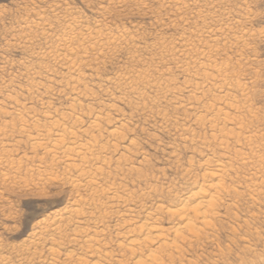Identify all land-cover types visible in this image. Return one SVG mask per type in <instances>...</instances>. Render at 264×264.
<instances>
[{
  "label": "rangeland",
  "instance_id": "1",
  "mask_svg": "<svg viewBox=\"0 0 264 264\" xmlns=\"http://www.w3.org/2000/svg\"><path fill=\"white\" fill-rule=\"evenodd\" d=\"M176 2L178 7L176 6ZM66 13H68V15L71 14L72 17L70 18V15L68 16ZM75 21L78 23H76V27L80 25L81 27L84 26V29L82 28L81 31L79 29L80 27L76 28L77 31L75 32L77 33L74 36L80 33L82 34V32L84 33L85 31L88 32L89 29L91 32L100 31L103 35L102 39L104 37L110 38V46L108 47L110 50L106 51L108 48H104L101 50L102 52H97L93 50L90 44H85L87 52H89L81 56L83 59L82 62H84L82 63L83 65H81L82 71H80L82 73H80L82 75L80 76L84 78L81 77L82 79L80 78V82H83L77 85L79 90L71 91L73 87H76V84H73L70 80L68 82L67 78L69 76L66 75L67 71L64 65H61L60 62L52 61L53 59L49 57V52L56 42V39L61 35V30L65 32L67 30L66 28H68L67 26H70L71 23L75 24ZM50 30L53 32H50ZM108 30L109 32L111 30V32H105ZM209 32L212 33L210 34ZM105 33H107V36ZM115 36L116 40H114ZM198 36H201L200 38L202 40L199 39ZM182 39L186 41H182ZM78 40L80 42L82 41L80 38ZM214 40L216 41L215 43ZM200 41L202 44H199ZM182 42H189L186 43V45L189 44L192 47L189 45L184 47L185 44ZM48 44H52L51 48L50 45L47 47ZM188 46L191 48L194 47L195 49L193 48V50H191ZM170 48H173L172 55L170 54L172 53V50H169ZM183 48H187L191 53L189 51L186 53V49L183 50ZM209 48H212V50ZM47 52L48 55L45 56ZM203 54H207L208 56ZM195 56L196 58H194ZM197 58L198 61L196 60ZM192 59H194L195 62L192 61ZM201 61L204 64H210V62L214 64L217 63L216 65L219 67L222 66L228 70L230 69L231 71L229 70V73L231 72L233 73L232 75H237L236 79L235 76H233L235 79L233 82L241 83L243 88L244 86L246 87V93L248 92L246 94V99L239 97L241 96L240 93H236L235 89L231 88L232 91L230 93H233L232 95H237L236 98L239 97V102L235 96L231 95L236 104V109L229 108V110H225L231 116L235 115V118L239 117L237 119H240V117V120L245 118L242 121L246 123V127L250 124V127L248 125L246 129L252 135L248 133L247 136V131H245L246 133L239 138L240 143L236 142V144H233L237 141L234 138L214 140L212 136L213 132L209 131L206 126L207 124L203 125L201 122L204 118V121L210 118V116L206 115L204 112L205 107L208 108L209 104H215L213 102L214 97L219 98L218 95H220V97L223 95L220 94L219 91H214V89L211 88L212 83L210 80L207 81L198 78L199 76L201 77L202 73L197 71L196 63H202ZM136 64L138 68L139 66L142 67V69L141 67L139 68L141 71L135 67ZM179 64H182L183 68ZM143 68L146 69L143 70ZM185 70L187 71L185 72ZM54 71L56 73H54ZM124 71L125 74L131 72V74L134 75H131L133 78L140 75L139 79L142 80L144 78V81H149L148 85L138 83V86H140L139 90L143 88V93H141V91L137 93L136 91L130 94L129 91H123L122 87H119V83L121 82L115 83V81H118V75H123ZM145 72L147 74L150 72L153 76H149V74L147 75ZM211 72L210 70L206 73L210 76H212V74L215 76V74L213 72L211 74ZM71 75L70 76L74 77V79L80 77L79 75V77L77 76V73ZM162 75H164V77ZM129 77L130 76L127 78ZM132 77H130L132 80L141 82V80L136 78L133 79ZM130 78L128 82H130ZM157 80H160V83H158L159 81L157 82ZM161 80L163 81L162 83ZM170 81L171 84H169ZM154 82H156L157 86L159 84L160 86H149L154 85ZM195 83L199 84L198 87L200 83L202 86V88H200L201 86L199 87L201 90L196 91L198 93H195ZM142 85L143 87H141ZM147 87L153 91L151 90L148 92L150 89ZM164 87H166V89ZM169 88L171 89L169 90ZM205 88L207 90L211 88L209 91L211 90L213 93L207 92ZM167 90L169 94L165 92ZM144 91L146 92L144 93ZM162 92L164 95H162ZM214 92L218 95L216 93L214 95ZM201 93H204L205 96ZM201 95H203V97ZM136 96H140L142 100L139 99L140 97L138 98ZM157 97L159 99H163L164 97V100L156 103L159 100ZM72 99L78 100V106L75 111H71L70 108ZM152 99H154L155 102L152 101ZM243 101L244 103L248 101L247 105L242 103ZM236 102L238 104L241 103L240 105H242V107ZM219 107L223 106L221 105ZM244 108H246V110ZM48 112V116L51 117L50 119L49 117H45ZM61 114L69 118L63 120L59 119L61 117L64 118ZM97 115L101 118L97 122L99 125L96 133V130L92 131L88 125L94 121ZM75 117L76 119L80 118V123L73 126V123L70 122L75 121L73 120ZM199 118H201V120H199ZM252 118L255 120L260 119L258 123L260 124L261 122V124L259 125L257 122L256 124L255 120ZM56 119L59 120L57 121ZM244 120H246V122ZM252 120L254 122H252ZM56 121L59 124L65 122L66 126L70 127L69 130L72 128V132L75 131L78 139L81 138V140L79 139L81 144H86V140L89 142L88 137L94 135L93 137L96 138L95 140L98 146L96 150L100 152L101 148L105 147L104 151H106L102 152V149L99 154V158L104 160L100 159V162L98 161L96 163L94 159H89V157L93 158V156H89L86 159L90 162L89 164L93 163V167L92 165L90 167L87 165V167L93 170L95 167L94 165L98 164L96 166L103 169L100 171L101 174H98L100 176L96 177L94 180V182L96 181L95 184H99L92 187H97L99 185L98 187L104 189L105 187L106 189H115L116 195L119 198L116 200L117 202L109 199L110 196H108L109 198H105V196H103V198L100 197L98 189L94 190V188L88 186V179H83L81 182V178L76 176V170L79 169V165H83V163L81 159L77 157L76 159V155L73 156L71 152L74 158H71L70 154H67L70 147L73 148L74 146L67 142V144L65 143V145H63L66 148H64L65 150L69 148L66 151L67 153L63 148H61L60 151L57 150L59 155L55 152L58 148H56V145L60 146L57 143L54 146V138L51 137H54L53 133L55 134V129H52V123ZM65 123L63 125L67 128ZM205 126L206 128H204ZM44 127H46V129ZM230 127L227 128H230L232 132H238L235 126ZM48 128L49 130H47ZM43 129L47 131L45 132ZM19 130H21L20 133ZM83 130L86 132H84L85 134L82 133ZM113 130L114 135L112 134V136L110 132H113ZM106 131L109 132L107 133ZM39 132L41 135L50 132V135L48 134L51 137L49 138L48 136L49 141L48 138L45 137L46 135L43 137L37 135ZM27 134L28 136L30 135V137H27ZM40 137L42 139H40ZM248 137H252V143L255 142L254 139L256 138L257 140H255L258 141V143L255 142V144H257V146L255 144L254 147L253 145L250 146L245 144L244 138ZM28 138L32 139L28 140ZM45 138L47 139L46 141L44 140ZM35 140L36 142H40V144H37L38 142L35 143ZM30 143H35L37 145L36 148L32 149V144ZM47 143L50 146L53 144L56 149L51 146L53 149H49L48 151L47 147L50 148V146L47 145ZM226 145L230 150L227 149L225 151ZM241 146H244V148ZM246 147H248L247 150ZM251 147L257 149V154ZM41 148L45 152L44 156L43 150H40ZM32 150H36L37 153L36 151L32 152ZM52 151H54L56 155H54V153L52 155ZM228 152L230 153L228 154ZM237 152L242 154V156H240V153V155L238 154L241 159L245 158L244 161L242 159L243 164L241 163V159H238ZM62 153L67 154V157L64 155L65 158ZM231 153L233 156H231ZM254 154L258 156L259 160L261 156L264 159V0H180V2L179 0H0V257L7 258L9 264H27L29 262L30 264L31 262L32 264H36L40 260H49V256L46 255L48 249L46 247L51 246L44 240L49 242L52 239H55V248H57L59 244L56 258L59 259V261L57 260L58 263L60 262L59 264H63L66 257L69 261H72V263L70 262L71 264H136L134 256L132 257L129 250L124 248L126 244L125 241L128 237L126 234L129 232L127 230L130 228L133 230L135 227L137 228L143 222L144 216H146L147 213L153 215L155 223H157L155 225L157 226L159 223L160 226L158 225L159 227H157H162L161 229L166 232V234H164L169 241L167 245L163 247L164 252H162L163 249H161L162 251L159 249V253L157 249L159 244L157 242L153 241L151 245L153 247H149L150 245L145 243V247L143 246L141 248L142 251H136L139 255L141 254L139 256L141 259L145 258L150 252H156L154 254H159L162 264H264V176H262L264 174V160H260V167V164L257 162L258 158H255ZM57 155L58 157L55 159ZM102 155L105 158H103ZM221 156L226 163L225 168L227 170L223 182H221V184L223 183L222 185H224V189L222 192H219L218 195L220 198L222 195V198L220 200L217 195L215 196V198L217 197L220 201L217 199L216 201L218 202L215 201V209H213V213L210 214L209 225L206 226L208 228L202 223L195 221L197 225H192L190 227H198L197 230L193 227V230H196L195 234L190 232L192 229L188 227L187 230L189 229V232H187V230H185V223L179 220L175 215L174 217L172 214L166 213L165 209L169 208L171 211H176L179 209V206L181 207L183 204H188L189 200L186 196L193 189V185L204 182V179H202L204 177L202 175L214 169L212 166L215 161L220 160L224 163ZM247 156L252 159L250 158L248 160ZM42 158L44 160H41ZM69 158H71L73 162L71 159L69 160ZM235 158L238 161H236ZM50 159L52 160L51 162ZM65 159H68V162L70 161L71 169L62 166L65 164ZM207 159L210 160V163ZM226 159L229 160L227 161ZM40 160L44 161L45 165ZM230 160L231 164L229 162ZM246 160L248 162H246ZM251 160L257 163L254 164ZM103 161L107 162V164L104 162L105 165L101 166ZM49 163L55 167L50 165V169ZM251 163H253V165H251ZM82 165L80 167H82ZM21 167L22 170H20ZM46 167L48 169H46ZM73 167L75 169L76 167L78 168L74 170ZM83 167L85 168L86 166ZM255 169L256 172L254 171ZM41 170L44 171V176ZM205 170L207 171L205 172ZM51 171L56 173V175L53 173H51L53 176L48 174ZM38 172L40 173L37 174ZM261 173L263 174L260 175ZM251 174H253L254 177L253 175L251 176ZM257 174L261 181H259ZM49 175L51 178H49ZM102 175H104V177ZM54 176L57 177V180ZM47 178H49L50 181ZM255 178V181L258 182L254 181ZM245 179H248L251 184L249 185L247 182L248 180L246 181L247 184L242 181ZM70 180H72V183H70ZM77 180L80 184L82 183L85 188H81L82 186H80ZM208 181L209 180H206L205 183L207 184ZM72 184L75 186V189H72L74 188ZM86 189H88V191ZM117 190H119V192ZM251 190L254 194H252ZM96 191L98 195H96ZM96 196H99V199ZM253 196H255L256 199ZM90 199H97L98 202L96 200L95 202L91 201L93 207L91 205L89 206ZM100 199L103 201L104 205L99 201ZM111 200L113 203H111ZM122 200L124 202H122ZM97 203H99V205ZM100 203L103 208L102 211H100ZM77 204L78 206H76ZM110 204H112V206ZM80 208L84 210H79ZM67 209H71L73 212H70V215L67 214L66 217L62 210L65 211ZM107 209L109 210L107 214L112 215H105ZM59 210L61 211L59 213L60 215L54 218L53 214L59 212ZM80 211L85 212V216L89 218L86 219L84 214L82 215ZM103 211H105L104 215L102 214ZM76 212L80 214H76ZM89 212H93V214H90V216ZM74 215L76 216V220L84 217L77 223L75 222V217H73ZM99 215L103 219H101ZM58 217H62L61 222L60 220L56 221V219H59ZM41 219L47 224L45 222L43 223ZM50 219H52L53 224L55 222L56 224L60 222L57 225L62 229L60 233L62 236L58 238H64V234L62 233L66 232L65 238L71 240V242H68V240L66 241L65 238L60 241L57 237L55 238V236L59 235H51L52 233L50 230L53 228V224L51 221V224H49ZM85 219L87 223L90 222L89 219L91 221L93 219L94 221L92 222H97L98 224L95 223L96 226L90 222V225L87 224L90 227L87 230L88 226L85 223ZM95 219H101L104 224H99L100 220L96 221ZM122 219H124V221H122ZM67 221L68 223H66ZM80 221L83 222L80 223ZM127 221L129 223H126ZM76 223L78 225L80 224V227H78ZM83 223L87 226L84 230L82 228L86 226H84ZM36 224L40 225L35 227ZM191 224H194V222ZM48 226L50 230H48ZM180 226L184 227L181 228ZM46 227H48V229ZM176 227L180 228L181 231L179 237L182 235L181 238L176 239L177 241H175L172 236ZM77 228H79V230H77ZM80 229L83 230V233L87 230L90 235L88 236L93 239L99 238L97 239L99 241L97 245L102 244L100 246L105 248L104 250H102L103 248L100 249L101 251L99 250L101 247L97 248L102 256L97 252L98 255L96 253L90 256V254L88 257L84 256L83 258L82 255H85V253L88 255L89 252L85 242L87 239L84 236L81 237L84 234L80 235L82 233V230L81 233L79 232ZM90 229L95 230L93 232ZM169 229H171V233L168 231ZM34 230L36 232H34ZM46 230H48V232L50 231L48 234L53 237H49ZM71 230L74 231L73 234ZM96 230L98 233L101 230L107 233L104 232L105 235H102L103 233L101 232V234L99 233L95 237L94 234ZM133 230L130 231L132 232ZM42 231L43 233H41ZM31 232L33 235L30 234ZM121 232L124 233V235ZM136 232L138 233V230H136ZM35 233L39 236L37 237ZM189 233L191 235H189ZM196 233L199 234L198 237H196ZM183 236L184 239H182ZM72 237L75 239H72ZM179 239L183 241L181 242ZM29 240L34 245L29 243ZM74 240H77V242L79 240V244L75 243L76 241ZM23 241H25V243ZM57 242L58 244L56 245ZM154 242L156 245H154ZM23 243L25 245H23ZM43 243L46 249L41 247ZM173 243L178 247L177 251L179 253H176V250L172 252V250L169 249H174L173 246H171ZM24 246L25 251H21L24 250ZM80 246L82 247L81 250ZM16 249H18L17 252ZM125 249L128 251H125ZM5 250L6 252L4 253ZM7 250H9V253ZM32 250L35 251L33 252ZM2 251L3 253H1ZM29 252H32V254L35 253V255H30ZM69 252L71 254H69ZM73 253L74 258L71 260L69 257H72ZM39 254L42 258L39 256L40 260L36 261L38 259L37 255ZM103 254H108L109 256L107 257L106 255L107 258H105ZM15 255L18 258L17 260L14 259L16 258ZM33 256H35V258H33ZM77 256L82 257L78 258ZM76 257L77 260H81V258L82 260L84 259V262L82 263V261L79 260L77 262ZM100 259L101 261H99ZM27 260L29 262H27ZM68 260H66L67 262L65 261L66 264H69ZM74 260H76V262H74Z\"/></svg>",
  "mask_w": 264,
  "mask_h": 264
},
{
  "label": "bare ground",
  "instance_id": "2",
  "mask_svg": "<svg viewBox=\"0 0 264 264\" xmlns=\"http://www.w3.org/2000/svg\"><path fill=\"white\" fill-rule=\"evenodd\" d=\"M176 1V0H175ZM170 2V1H169ZM174 2V1H173ZM178 2V1H177ZM177 2H176V6H177ZM179 2H180V0H179ZM172 4V3H171ZM184 4V3H183ZM182 5V4H181ZM178 7V6H177ZM70 13V12H69ZM65 14V13H64ZM67 15H68V13H66ZM66 15V16H67ZM70 15V16H69ZM68 16L71 18L72 16H71V14H69ZM65 16V17H66ZM62 17H64V16H62ZM69 18V19H70ZM59 19V18H58ZM64 19V18H63ZM68 19V20H69ZM73 20H75V19H73ZM78 20V19H77ZM65 21H67V20H65ZM74 22V21H73ZM58 23V22H57ZM60 23V22H59ZM76 23H77V21H75V24L74 23H71V25L70 26H67L68 28H66L67 30L64 32L63 30H61L62 31V33H61V35L60 34H58V35H60L59 37H58V39H56V42L53 44V46H52V48H51V45L50 44H48V46L47 47H49V45H50V48H51V51L49 52V57L50 58H52L53 60L52 61H57V62H60L61 63V65H64V67H65V69H66V71H67V74L66 75H68L67 77V79H68V82H69V80L73 83V84H76V87H73V90H71V91H75V90H77L78 88H77V85H80V83L81 82H83V81H81L80 82V78L81 77H83V76H80V75H82L81 73V65H83L82 63L84 62H82V58H81V56H84L86 53H88L87 52V49H86V45L85 44H90V46H92L93 47V50H96L97 52L99 51V52H102L101 50H103L104 48H108L109 46H110V42H109V40H110V38H106V37H104L103 39H102V37H103V35H102V33L100 32V31H96V32H91V30L89 29V31L87 32V31H85L84 33L82 32V34L80 33V34H77V36H74L77 32H75V31H77L76 30V28H78V27H80L79 29L81 30L84 26H78V27H76L75 25H76ZM81 23V22H80ZM62 24H64V23H62ZM65 24H66V22H65ZM78 24V23H77ZM60 25V24H59ZM50 26H52V25H50ZM100 26V25H99ZM49 29H50V27H49ZM64 29V28H63ZM84 29V28H83ZM98 29V28H97ZM48 30V29H47ZM52 30V29H51ZM50 30V32H53V31H51ZM211 30V29H210ZM209 30V31H210ZM82 31V30H81ZM84 31V30H83ZM101 31H103V30H101ZM47 32V31H46ZM105 32H109V30L108 31H105ZM110 32H111V30H110ZM109 32V33H110ZM60 33V32H59ZM79 33V32H78ZM107 33H105L106 34V36H107ZM210 33V32H209ZM212 33V32H211ZM210 33V34H211ZM46 34V33H45ZM50 34V33H49ZM56 35V34H55ZM54 35V36H55ZM215 35V34H214ZM105 36V35H104ZM212 36V35H211ZM52 37V36H51ZM78 37V38H77ZM199 37V36H198ZM201 37V36H200ZM199 37V39H201ZM82 39V41L80 42L78 39ZM113 38H114V35H113ZM242 38H243V36H242ZM52 39V38H51ZM78 40V41H77ZM114 40H116V36H115V39ZM118 40V39H117ZM184 39H182V41H183ZM187 40H189V39H187ZM198 40V39H197ZM202 40V39H201ZM237 40V39H236ZM55 41V40H54ZM123 41V40H122ZM184 41H186V40H184ZM190 41V40H189ZM196 41V40H195ZM238 41H241V40H238ZM111 42H112V40H111ZM118 42H119V40H118ZM121 42V41H120ZM199 42V41H198ZM216 41L214 40V43H215ZM183 43V42H182ZM186 43H189V42H184L183 44H185L184 45V47L185 46H187V45H189V44H187L186 45ZM204 43V42H203ZM117 44V43H116ZM123 44V43H122ZM199 44H202L201 43V41H200V43ZM198 44V45H199ZM118 45V44H117ZM89 46V45H88ZM116 46V45H115ZM115 46H113V47H115ZM189 46H191V45H189ZM188 46V47H189ZM91 47V48H92ZM117 47V46H116ZM171 47V46H170ZM192 47V46H191ZM191 47H189V48H191ZM207 47H209V46H207ZM211 47V46H210ZM87 48H89V47H87ZM90 48V49H91ZM194 48V47H193ZM193 48H191V50H193ZM47 49H49V48H47ZM112 49V48H111ZM113 49H116V48H113ZM186 49V53H187V51H189V50H187V48H185ZM184 48H183V50H185ZM195 49V48H194ZM210 49V48H209ZM107 50H110L109 48L108 49H106V51ZM170 51L172 50V53H170L171 55L173 54V48L171 49H169ZM207 50H208V48H207ZM210 50H212V48L210 49ZM210 50H209V52H210ZM95 51V52H96ZM104 52V51H103ZM185 52V51H184ZM190 52V51H189ZM188 52V54L190 55V53ZM182 53H183V51H182ZM201 53V52H200ZM205 53V52H204ZM99 54V53H98ZM187 54V55H188ZM209 54V53H208ZM46 55H48V52H47V54H45V56ZM176 55V54H175ZM197 55V54H196ZM201 55V54H200ZM203 55H205V54H203ZM202 55V56H203ZM207 55V54H206ZM205 55V56H206ZM78 56V57H77ZM79 56H80V58H79ZM133 56V55H132ZM135 56V55H134ZM208 56V55H207ZM48 57V56H47ZM48 57V58H49ZM186 57V56H185ZM175 58V57H174ZM188 58H189V56H188ZM194 58H196V56L194 57ZM43 59V58H42ZM133 59H134V57H133ZM136 59V58H135ZM203 59V58H202ZM191 60V59H190ZM197 61H198V58L196 59ZM201 60V59H200ZM139 61V60H138ZM192 61H194V59H192ZM179 62V61H178ZM188 62V61H187ZM195 62V61H194ZM202 62V61H201ZM138 63H140V62H138ZM137 63V64H138ZM181 63H183V62H181ZM188 63H191L190 61L188 62ZM136 64V66L135 67H137L138 65ZM186 64V63H185ZM184 64V65H185ZM195 64V63H194ZM197 64V71L198 72H201L202 73V75H201V77L199 76L198 78H202V79H204V80H207V81H209L210 80V82L212 83L211 84V88H213L214 89V91L215 90H217V91H219L220 92V94H223V95H221V97H220V95H218L216 92H214V95H215V93L219 96V98L218 97H214V103L215 104H209V106H208V108H206L205 106V113H206V115H208V116H210V118H208L206 121H204V119L203 120H201V118H199V120H201V122L203 123V125H206L207 127H208V129H209V131H212L213 132V134H212V136H213V138H214V140H218V139H228V138H234V139H236L237 141H235V143H233V144H236V142H239V138H240V136L241 135H243V134H245L246 132L245 131H247V136H248V133H249V131L246 129L247 127H248V125H249V127H250V124H248L247 125V127H246V123H244L242 120L243 119H245V118H242V120H240L241 119V117H240V119H237V118H239V117H237V118H235L234 116H231L228 112H226L225 110H229V108L230 109H236V104H235V102L233 101V97H231V95L233 94H231L230 92L232 91L231 90V88L232 89H235V92L236 93H240V95L241 96H239V97H243L244 99H246V94L248 93H246V87L244 86V88H243V85H241V83L239 84V83H235V82H233V80H235L236 79V76L237 75H232L233 73H229V70L227 69V68H223L222 66H217L216 64H214V63H212V62H210V64L208 63V64H204L203 62L202 63H196ZM60 65V66H61ZM178 65V64H177ZM180 65V64H179ZM187 65V64H186ZM181 67H182V64L180 65ZM189 66V65H188ZM192 66V65H191ZM64 67H63V69H64ZM141 66H139V68H140ZM185 67V66H184ZM138 68V67H137ZM138 68V69H139ZM183 68V67H182ZM181 68V69H182ZM141 69H142V67H141ZM146 69V68H145ZM144 68H143V70H145ZM149 69V68H148ZM47 70V69H46ZM81 70V71H80ZM134 70V69H133ZM137 70V69H136ZM140 70V69H139ZM138 70V71H139ZM142 70V71H143ZM190 70V69H189ZM212 71L214 74H215V76H213V74H212V72H211V74H212V76H210L208 73H210V72H208V73H206L207 71ZM131 71V70H130ZM129 71V72H130ZM135 71V70H134ZM141 71V70H140ZM139 71V72H140ZM182 71H184V70H182ZM187 70H185V72H186ZM196 71V72H197ZM231 71V70H230ZM81 72V73H80ZM133 72V71H132ZM137 72V71H136ZM135 72V73H136ZM138 72V73H139ZM147 72V71H146ZM145 72V73H146ZM151 72V71H150ZM150 72L148 73L149 74V76L150 75H152V74H150ZM49 73V72H48ZM54 73H56L55 71H54ZM75 73H77V76L79 77L78 79H74V77H71L72 75L71 74H75ZM123 73V72H122ZM195 73V72H194ZM236 73V72H235ZM58 74V73H57ZM141 74V73H140ZM147 74V73H146ZM147 74V75H148ZM165 74V73H164ZM62 75V74H61ZM71 75V76H70ZM121 75V74H120ZM118 75L119 77H118V81L116 82L115 80H113V81H115V83H118V82H121V83H119L118 85H119V87H122V89H123V91H125V90H127V91H129L130 92V94L131 93H135L136 91H137V93H139L138 91H141V93H143L142 91H143V88H141L140 90H139V87L140 86H138V83H140V84H145V85H148L149 84V81H144L143 79L141 80V79H139L140 78V75H137V76H135V78L136 79H139V80H141V82L140 81H138V82H136L137 80H132L130 77H132L131 75H133V74H131V72L130 73H127V74H125V71H124V74L123 75ZM196 75V74H195ZM49 76V75H48ZM91 76V75H90ZM128 76H130L129 78L131 79L130 80V82H128V79L129 78H127ZM134 76V75H133ZM153 76V75H152ZM151 76V77H152ZM163 77H164V75H162ZM233 76H235V79L233 78ZM62 77H64V76H62ZM161 77V76H160ZM49 78V77H48ZM84 78V77H83ZM133 78V77H132ZM135 78H133V79H135ZM154 78V77H153ZM197 78V77H196ZM82 79V78H81ZM115 79V78H114ZM117 79V78H116ZM160 79V78H159ZM51 80V79H50ZM65 80V79H64ZM84 80V79H83ZM147 80H148V78H147ZM150 80V79H149ZM170 80V79H169ZM239 80V79H238ZM112 81V82H113ZM159 81V82H158ZM206 81V82H207ZM67 82V83H68ZM70 82V83H71ZM136 82V83H135ZM153 82V81H152ZM157 82L158 83H160V80H157ZM163 81L161 80V83H162ZM167 82V81H166ZM240 82V81H239ZM65 83V82H64ZM71 83V84H72ZM114 83V82H113ZM168 83V82H167ZM152 84V83H151ZM154 85H149V86H157V84H156V82H154L153 83ZM164 84H165V82H164ZM169 84H171V81H170V83ZM168 84V85H169ZM191 84V83H190ZM196 84V83H195ZM247 84V83H246ZM67 85V84H66ZM166 85V84H165ZM198 83L196 84V86L194 87V89H195V93H198V92H196V91H199V90H201L200 88H202V86H201V83H200V88L198 87ZM68 86V85H67ZM72 86H74V85H72ZM158 86H160V84L158 85ZM157 86V87H158ZM164 86V85H163ZM66 87V86H65ZM141 87H143V85L141 86ZM156 87V88H157ZM171 87V86H170ZM191 87H192V84H191ZM206 87V86H205ZM210 87V86H209ZM248 87V86H247ZM148 89H150L149 87H147ZM165 89H166V87H164ZM163 88V89H164ZM211 88H209V89H211ZM147 89V90H148ZM154 89V88H153ZM158 89V88H157ZM161 89H162V86H161ZM160 89V90H161ZM171 88H169V90H170ZM209 89L207 90L206 88H205V90L207 91V92H210V93H213V92H211V90L209 91ZM79 90V89H78ZM87 90V89H86ZM103 90H105V89H103ZM152 89H150L148 92H150ZM154 90H156V89H154ZM83 91V90H82ZM85 91V90H84ZM107 91V90H106ZM121 91V90H120ZM153 91V90H152ZM213 91V90H212ZM234 91V90H233ZM47 92V91H46ZM146 91H144V93H145ZM166 93H168V90L167 91H165ZM203 92H204V90H203ZM74 93V92H73ZM136 93V94H137ZM163 93V92H162ZM165 93V94H166ZM200 93V92H199ZM80 94V93H79ZM81 94H82V92H81ZM87 94V93H86ZM169 94V93H168ZM201 94H203L204 95V93H201ZM78 95V94H77ZM83 95H84V93H83ZM143 95H145V94H143ZM161 95V94H160ZM162 95H164V93L162 94ZM198 95V94H197ZM200 95V94H199ZM203 95H201L202 97H203ZM208 95H209V93H208ZM76 96V95H75ZM90 96V95H89ZM205 96V95H204ZM212 96V95H211ZM232 96H235V98H236V96L237 95H232ZM136 97H140V96H136ZM146 97V96H145ZM165 97H167V96H165ZM207 97V96H206ZM239 97L238 98H236V99H238V102H239ZM143 98V97H142ZM158 98V97H157ZM210 98V97H209ZM241 98H240V100H241ZM242 98V99H243ZM139 99H141V97L139 98ZM151 99V98H150ZM154 99H156V98H154ZM154 99H152V101H154ZM159 99V98H158ZM208 99V98H207ZM247 99H248V97H247ZM142 100V99H141ZM140 100V101H141ZM144 100V99H143ZM161 100H164V97H163V99H159L156 103H159V101H161ZM199 100V99H198ZM171 101V100H170ZM209 101H210V99H209ZM211 101H212V99H211ZM145 102V101H144ZM151 102V101H150ZM155 102V101H154ZM207 102H208V100H207ZM212 102V103H213ZM80 103V102H79ZM219 103H220V105H219ZM237 103V102H236ZM242 103H244V101L242 102ZM247 103H248V101H247ZM247 103H244V104H246L247 105ZM81 104V103H80ZM189 104V103H188ZM204 104H207V103H204ZM238 104V103H237ZM241 104V103H240ZM240 104H238V105H240ZM48 105V104H47ZM179 105H181V104H179ZM201 105V104H200ZM223 106V107H219V106ZM237 105V106H238ZM77 106H78V100L77 99H72V103H71V105H70V108H71V111H75L76 109H77ZM241 107H242V105H240ZM50 107V106H49ZM244 107V106H243ZM226 108H228V109H226ZM51 109V108H50ZM69 109V108H68ZM79 109V108H78ZM203 109V108H202ZM245 110H246V108H244ZM47 110V109H46ZM244 110V111H245ZM248 111H250L249 109H247ZM48 111V110H47ZM55 111V110H54ZM239 111V110H238ZM248 111H247V114H248ZM253 111V110H252ZM57 112V111H56ZM51 113V112H50ZM202 113V112H201ZM231 113V112H230ZM243 114H245V113H243ZM47 115V116H46ZM45 115V117L46 118H48L49 116V112L47 113ZM54 115V114H53ZM62 115V114H61ZM65 115V114H64ZM67 115H69V114H67ZM199 115V114H198ZM242 115V114H241ZM256 115V114H255ZM51 116V115H50ZM63 116V115H62ZM79 116V115H78ZM197 116V115H196ZM205 116V115H204ZM247 116V115H246ZM257 116V115H256ZM64 118H59V119H67V118H69V117H66V115L65 116H63ZM71 117V116H70ZM198 117V116H197ZM51 117H49V119H50ZM100 118L101 117H99L98 115L97 116H95V118H94V121L93 122H89L90 124L88 125V126H90V129H92V131L94 130H96V133H97V130H98V125L99 124H97V122L100 120ZM249 118V117H248ZM58 119V120H59ZM72 119V118H71ZM80 119V118H79ZM79 119H76V117H75V119H73V120H75V121H71L70 123H73V126H75V124H79L80 123V120ZM252 119H254V118H252ZM47 120V119H46ZM57 120V119H56ZM57 120V121H58ZM104 120V119H103ZM255 120V119H254ZM258 120H260V119H258ZM257 119L255 120V123L257 122H259ZM55 121V120H54ZM54 122V123H52V129H55V134L53 133V135H54V137L53 136H51L52 138H54V140L53 139H51V140H53L54 141V146H55V144L57 143V144H59L60 146H57L56 145V148L53 146V144L51 145V146H53L55 149H56V151H55V149H54V151L55 152H57V150H61V148H65V146H63V145H65V143L67 144V142H69L70 143V145H72V146H74L73 148L72 147H70V145H69V147H70V149L69 148H67V150L69 151L68 153L66 152L67 150H65V152L67 153V154H70V156H71V158H74V157H72V155H71V153L73 154V156L74 155H76L75 156V158L77 157V158H79V159H81V161H82V163H83V165H82V167H80L81 165H79V169H77L78 167H76V169L74 168V170H76V176H78V178H81L80 180H81V182H82V180L83 179H88L87 181H88V186H90V187H92V186H95V185H97V184H99V183H97V184H95L96 183V181L94 182V180L96 179V177H98V176H100V175H98V174H101V170H103V169H101V167H99V166H96V165H98V164H95L94 166V169L93 170H90V168H88L87 167V165H89V167L93 164V163H91V164H89L90 162H88V160L86 159L87 157H89V156H93V158H90L89 157V159H94V161H96V163L99 161L100 162V159L101 160H104V159H102V158H99V154L101 153V151H102V149H103V151L102 152H105L104 151V148H101V150H100V152H98L97 150H96V147H98L97 146V142H96V138L95 137H93L94 135H89V134H86V135H89L90 137H88L89 139V142L86 140V144L84 143H80V140H81V138H79L78 139V137L76 136L77 134H75V131H73L72 132V128H71V130H69V128L70 127H67L66 126V123H65V126L68 128V130H67V128H65L64 127V123L63 124H59L58 122ZM64 121H67V120H64ZM82 121V120H81ZM245 122H246V120H244ZM262 121V120H261ZM53 122V121H52ZM63 122V121H62ZM248 122V121H247ZM252 122H254L253 120H252ZM10 123V122H9ZM37 123V122H36ZM47 123V122H46ZM48 123H51V122H48ZM198 123V122H197ZM196 123V124H197ZM256 123V124H257ZM259 124V123H258ZM260 124H261V122H260ZM259 124V125H260ZM12 125V124H11ZM46 125V124H45ZM50 125V124H49ZM68 125V124H67ZM200 125V124H199ZM252 125H253V123H252ZM255 125V124H254ZM38 126V125H37ZM70 126H71V124H70ZM206 126L204 127V128H206ZM220 126V127H219ZM230 126H235L236 127V130L238 131L237 133L235 132H232V130L230 129V128H232V127H230ZM31 127V126H30ZM227 127H230L229 129L227 128ZM252 127V126H251ZM45 129H46V127H44ZM78 128H80V127H78ZM45 129H43L44 131H45ZM74 129V128H73ZM81 129V128H80ZM207 129V130H208ZM235 129V128H234ZM14 130V129H13ZM47 130H49V128L47 129ZM46 130V131H47ZM85 130V129H84ZM83 130V134H85L86 132ZM257 130V129H256ZM45 131V132H46ZM112 131V130H111ZM21 132V130H19V133ZM22 132H24V131H22ZM40 132H42V131H40ZM39 132V134H37V135H41V133ZM85 132V133H84ZM102 132V131H101ZM107 132V131H106ZM109 132V131H108ZM107 132V133H108ZM252 132H253V128H252ZM89 133V132H88ZM99 133V132H98ZM44 134V133H43ZM50 135V132L48 133L47 132V134L45 133V135H41L42 137L43 136H45L46 138H48V136ZM51 134H52V130H51ZM91 134H93V133H91ZM110 134L112 135H114V130H113V132H110ZM109 134V135H110ZM115 134H118V133H115ZM211 134H210V136H211ZM249 134H251V133H249ZM256 134V133H255ZM37 135H36V138H37ZM97 135V134H96ZM112 135V136H113ZM252 135V134H251ZM80 136V135H79ZM85 136V135H84ZM27 137H30V135L28 136V134H27ZM50 136H49V138H51ZM253 137H255V136H253ZM259 137V136H258ZM39 138V137H38ZM44 139L45 141L47 140V139ZM49 138H48V141H49ZM101 138V137H100ZM99 138V139H100ZM113 138V137H112ZM30 139H32V138H30ZM29 138H28V140H30ZM40 139H42L41 137H40ZM233 139V140H234ZM245 139V144H247V145H253V147H254V144H255V142H257L258 143V141H256L255 139H254V143H252V137H248V138H244ZM260 139V138H259ZM258 139V140H259ZM43 141V140H42ZM41 141V142H42ZM107 141V140H106ZM206 141V140H205ZM260 141V140H259ZM262 141V140H261ZM32 142H33V140H32ZM35 143H37L36 142V140L34 141ZM85 142V141H84ZM100 142V141H99ZM226 142H227V140H226ZM230 142V141H229ZM35 143H30V144H32V147H31V145H30V147L32 148V149H35L36 148V144ZM44 143V142H43ZM49 143V142H48ZM47 143V145H49ZM240 143V142H239ZM238 143V144H239ZM262 143V142H261ZM37 144H40V142H38ZM99 144V143H98ZM203 144H205V143H203ZM208 144H209V142H208ZM222 144V143H221ZM43 145H46V144H43ZM101 145V144H100ZM211 145V144H210ZM239 145H241V144H239ZM256 146H257V144H255ZM41 146H42V143H41ZM50 146V145H49ZM50 146V148L49 147H47V149H48V151H49V149H53L52 147ZM67 146V145H66ZM102 146V145H101ZM115 146V145H114ZM223 146H224V144H223ZM261 146H263V145H261ZM260 146V147H261ZM45 147V146H44ZM68 147V146H67ZM103 147V146H102ZM116 147V146H115ZM216 147V146H215ZM240 147V146H239ZM241 147H243L244 148V146H241ZM253 147H251V148H253ZM37 148H39V147H37ZM117 148V147H116ZM207 148H209V147H207ZM234 148V147H233ZM247 148L248 147H246V150H247ZM256 148V147H255ZM62 149V150H63ZM106 149H108V148H106ZM223 149H225V148H223ZM227 149H229V147L227 148V145H226V149H225V151L227 150ZM240 149H242V148H240ZM254 149V148H253ZM37 150H39V149H37ZM40 150H43L42 148L40 149ZM207 150V149H206ZM230 150V149H229ZM228 150V151H229ZM235 150V149H234ZM233 150V151H234ZM245 150V149H244ZM251 150V149H250ZM255 150V152H256V150L257 149H254ZM36 151V150H35ZM35 151H33L32 150V152H35ZM54 151H52L51 152V154L53 155V153H54ZM96 151H97V153H96ZM232 151V152H233ZM259 151V150H258ZM260 151H263V150H260ZM62 152V151H61ZM71 152V153H70ZM36 153H37V151H36ZM44 150H43V156H44ZM59 152H57V154H58ZM64 153V152H63ZM62 153V154H63ZM95 153H96V155H95ZM230 152H228V154H229ZM234 153V152H233ZM240 152H237V156H238V159H241L240 157H239V155L241 154H239ZM245 153V152H244ZM253 153V152H252ZM252 153H250V154H252ZM61 154V153H60ZM67 154H63V156L64 155H66V157H67ZM239 154V155H238ZM247 154H248V152H247ZM256 154H257V152H256ZM256 154H254L255 155V158L257 157L258 158V156H256ZM54 155H56V153H54ZM59 155V154H58ZM58 155L56 156V158L55 159H57V157H58ZM261 155V154H260ZM264 155V154H263ZM46 156V155H45ZM69 156V157H70ZM231 156H233L232 155V153H231ZM235 156V155H234ZM237 156H235V157H237ZM240 156H242V154L240 155ZM245 156V155H244ZM249 156V155H248ZM247 156V157H248ZM251 156V155H250ZM55 157V156H54ZM65 157V156H64ZM65 157V158H66ZM102 157L103 158H105L103 155H102ZM212 157V156H211ZM229 157V156H228ZM246 157V156H245ZM251 157H253V156H251ZM251 157H248V160L251 158ZM37 158V157H36ZM51 158V157H50ZM71 158H69V160L71 159ZM76 158V159H77ZM221 158H222V160L224 161V159H223V157L221 156ZM33 159V158H32ZM75 159V160H76ZM208 159H209V157H208ZM207 159V161L210 163V160H208ZM211 159V158H210ZM231 159V158H230ZM236 159V158H235ZM243 159V158H242ZM242 159H241V161H242ZM245 159V158H244ZM244 159H243V161H244ZM252 159V158H251ZM261 159H263L262 158V156H261V158H260V160ZM28 160V159H27ZM37 160H39V159H37ZM41 160H44L43 158L41 159ZM40 160V161H41ZM58 160H60V159H58ZM68 160V159H67ZM66 159H65V161H64V165H62V166H65V167H68L69 169H71V164L67 161ZM227 160V159H226ZM229 160V159H228ZM227 160V161H228ZM257 160V159H256ZM259 160V158H258V163L260 164L261 163V161ZM264 160V159H263ZM262 160V161H263ZM40 161H38V162H40ZM52 160L50 159V162H51ZM71 161L73 162V160L71 159ZM106 161V160H105ZM105 161H103V163L101 164V163H99V164H101V166L102 165H105L104 164V162ZM206 161V160H205ZM204 161V162H205ZM215 161V160H214ZM236 161H238L237 159H236ZM240 161V160H239ZM240 161V162H241ZM243 161L241 162L242 164H243ZM41 162H43V164L45 165V163H44V161H41ZM62 162V161H61ZM71 162V163H72ZM102 162V161H101ZM207 162V163H208ZM230 162V164H231V160L229 161ZM246 162H248L247 160H246ZM251 162H253L252 160H251ZM256 162V163H257ZM57 163V162H56ZM106 164H107V162H105ZM203 163V162H202ZM254 163V162H253ZM253 163H251V165H253ZM256 163H254V164H256ZM62 164V163H61ZM225 164V165H224ZM245 164V163H244ZM250 164V163H249ZM38 165H40V164H38ZM43 165V166H44ZM51 165V163H49V166ZM247 165H248V163H247ZM42 166V167H43ZM48 166V167H49ZM52 167H55L54 165H51ZM51 166H50V169H51ZM74 166H76V165H74ZM83 166H86L85 168H86V170H85V168L83 167ZM205 166V165H204ZM208 166H211V165H208ZM207 166V167H208ZM225 166H226V163H225V161H224V163L222 162V161H220V160H217V161H215V163H214V165L212 166L214 169L212 170V171H210L209 169V172H206L207 170H205V174L204 175H202L204 178H202V179H204L203 181V183L201 184H198V183H196V184H194L193 185V189L188 193V195L186 196L187 197V199L189 200V202H188V204H183V205H181V207L179 206V209L178 210H176V209H173V210H176V211H171L169 208H164L165 210H166V213H169V214H172V216H176L179 220H181V221H183L184 223H185V230H187V227L188 228H190L192 225H197V224H195V221L197 222H200V223H202L205 227L207 226V225H209L208 223H209V218H210V214H212L213 213V209H215L214 208V206H215V203L216 202H218V201H220L221 200V198H222V193L220 194L221 195V198L218 196L219 195V192H222L223 191V189H224V185H222L221 184V182H223V178L225 177V174L227 173V170H226V168H225ZM228 166V165H227ZM238 166V165H237ZM260 167H261V164L259 165ZM39 167V166H38ZM42 167H40V168H42ZM65 167H63V168H65ZM92 167H93V165H92ZM100 169H99V168ZM206 167V166H205ZM230 167V166H229ZM243 167V166H242ZM249 167V166H248ZM247 167V168H248ZM256 167V166H255ZM254 167V168H255ZM259 168V167H258ZM264 168V167H263ZM10 169V168H9ZM37 169H39V168H37ZM43 169V168H42ZM46 169H48L47 167H46ZM45 169V170H46ZM66 169V168H65ZM87 169H89V170H87ZM229 169H231V168H229ZM244 169V168H243ZM12 170V169H11ZM20 170H22V167H21V169ZM53 170V169H52ZM245 170V169H244ZM249 170V169H248ZM261 170H262V168H261ZM260 170V171H261ZM38 171V170H37ZM42 171V175H43V170H41ZM50 171V170H49ZM63 171V170H62ZM68 171H70V170H68ZM203 171V170H202ZM252 171V170H251ZM255 172H256V169L254 170ZM254 171H253V173H254ZM47 172V171H46ZM66 172V171H65ZM93 172V173H92ZM103 172V171H102ZM231 172V171H230ZM257 172L259 173V171L257 170ZM40 172H38L37 174H39ZM51 173H53L52 171L51 172H49L48 174H51ZM64 173V172H63ZM243 173V172H242ZM46 174V173H45ZM53 174H55L56 175V173H53ZM53 174H51L52 176H53ZM66 174V173H65ZM239 174V173H238ZM255 174V173H254ZM263 173H261L260 175H262ZM19 175V174H18ZM41 175V174H40ZM58 175V174H57ZM62 175V174H61ZM229 175V174H228ZM235 175H237V174H235ZM243 175H245V174H243ZM248 175V174H247ZM253 174H251V176H252ZM44 176V175H43ZM59 176H60V174H59ZM59 176H58V178H59ZM103 177H104V175H102ZM259 175L257 174V177H258ZM262 176H264V174L262 175ZM261 176V177H262ZM55 178H56V180H57V177L56 176H54ZM73 177H75V176H73ZM237 177V176H236ZM235 177V178H236ZM253 177H254V175H253ZM49 178H51L50 177V175H49ZM49 178H47L48 180H49ZM65 178V177H64ZM70 178V177H69ZM229 178V177H228ZM239 178V177H238ZM242 178V177H241ZM247 178H250V177H247ZM259 178V177H258ZM257 178V179H258ZM41 179V178H40ZM71 179V178H70ZM75 179V178H74ZM98 179V178H97ZM252 179V178H251ZM250 179V180H251ZM206 180H209L208 181V183L206 184L205 183V181ZM236 180V179H235ZM239 180V179H238ZM248 179H245V180H242V181H244V182H246ZM256 180V178L254 179V181ZM50 181V180H49ZM67 181V180H66ZM71 182L70 183H72V180H70ZM75 181V180H74ZM99 181V180H98ZM215 181V182H214ZM241 181V180H240ZM253 181V180H252ZM259 181H261L260 180V178H259ZM77 182H78V180H77ZM100 182V181H99ZM248 183H249V185L251 184L250 182H249V180L247 181ZM247 182H246V184H247ZM255 182H258V181H255ZM69 183V182H68ZM69 183V184H70ZM79 183V182H78ZM263 183V182H262ZM80 184V183H79ZM237 184V183H236ZM244 184V183H243ZM256 185V184H255ZM258 185H259V183H258ZM257 185V186H258ZM261 185V184H260ZM72 186L74 187V188H72V189H75V186L72 184ZM80 186H82L81 188H85V187H83V184L81 183L80 184ZM86 186V185H85ZM99 186V185H98ZM92 187V188H94V190L96 189H98V191H99V195H100V197H102L103 198V196H105V198L107 197V198H109L108 196H110V198L109 199H112V200H118L119 198L117 197V193L115 192V189L114 190H112L111 188H109V189H106V187H105V189L104 188H102V187ZM248 186V185H247ZM77 187H79V186H77ZM77 187H76V189H77ZM111 187H114V186H111ZM250 187V186H249ZM87 188V187H86ZM89 188V187H88ZM92 188H91V190H92ZM100 188V189H99ZM102 188V189H101ZM260 188V187H259ZM258 188V189H259ZM80 189V188H79ZM248 189V188H247ZM87 191H88V189H86ZM93 190V191H94ZM252 190H253V188H252ZM251 190V191H252ZM92 191V192H93ZM118 192H119V190H117ZM250 191V192H251ZM258 191V190H257ZM94 193V192H93ZM225 193V192H224ZM226 193H227V191H226ZM259 193H260V191H259ZM90 194H91V192H90ZM251 194V193H250ZM252 194H254L253 193V191H252ZM96 195H98L97 194V191H96ZM217 195V197L218 198H220V200L216 197L215 198V196ZM90 196V195H89ZM95 197V196H94ZM97 197V196H96ZM185 197V198H186ZM254 198H255V196H253ZM93 198V197H92ZM98 199H99V196L97 197ZM101 198V199H102ZM125 198V197H124ZM94 199V198H93ZM99 200V201H101L102 203H103V201L102 200ZM122 199V198H121ZM216 199L218 200V201H216ZM256 199V198H255ZM258 199V198H257ZM78 200H80V199H78ZM82 200V199H81ZM96 201H97V199H95ZM95 200H91L90 199V204H89V206L91 205L92 207H93V205L91 204V201H94L95 202ZM106 200H108V199H106ZM111 200V201H112ZM124 200V199H123ZM122 200V202H124ZM187 200V201H188ZM121 201V200H120ZM184 201V200H183ZM186 201V200H185ZM216 201V202H215ZM78 202V201H77ZM82 202V201H81ZM85 202H86V200H85ZM88 202H89V200H88ZM93 202V203H94ZM98 202V201H97ZM117 202V201H116ZM115 202V203H116ZM190 202H191V204H190ZM111 203H113V201L111 202ZM114 203V204H115ZM120 203V202H119ZM126 203V202H125ZM124 203V204H125ZM183 203V202H182ZM181 203V204H182ZM186 203V202H185ZM98 205H99V203H97ZM121 204V203H120ZM253 204V203H252ZM86 205H87V203H86ZM102 205H104V203L102 204ZM101 205V203H100V207L102 206ZM106 205V204H105ZM111 206H112V204H110ZM118 205V204H117ZM76 206H78V204L76 205ZM88 206V207H89ZM157 206V205H156ZM175 206V205H174ZM178 206V205H177ZM176 206V207H177ZM66 207H68V206H66ZM66 207H65V209H66ZM71 207H72V205H71ZM75 207V206H74ZM95 207H97V206H95ZM95 207H94V209H95ZM171 207H173V206H171ZM76 208V207H75ZM102 208V207H101ZM100 208V211H102L103 210V208L101 209ZM113 208H114V206H113ZM78 209V208H77ZM84 210L83 208H80L79 210ZM89 209H93V208H89ZM106 209V208H105ZM159 209V208H158ZM161 209H162V207H161ZM160 209V210H161ZM168 209V210H167ZM64 210V209H63ZM62 210V212H64V215H66V217H67V214H69L70 215V212H73L71 209H67V210H65V211H63ZM73 210H74V208H73ZM97 210L99 211V209L97 208ZM157 210V209H156ZM95 211V210H94ZM109 210L107 209V211H106V214L105 215H112V214H107V212H108ZM143 211V210H142ZM162 211V210H161ZM61 211L59 210V212H56L55 214H53V212H52V214H53V216H54V218L57 216V215H60L59 213H60ZM81 212V214L83 215L84 214V216H85V212H82V211H80ZM87 212V211H86ZM97 212V211H96ZM104 212L105 211H103L102 212V214L104 215ZM159 212V211H158ZM158 212H157V214H158ZM74 213H75V211H74ZM76 214H80L79 212H76ZM75 214V215H76ZM92 215L93 214V212H89V215ZM94 214H95V212H94ZM146 214V213H145ZM169 214H166V215H169ZM51 215V214H50ZM68 215V216H69ZM73 216V217H75V220H76V216H78V215H76V216ZM88 215V214H87ZM88 215V216H89ZM90 215V216H91ZM114 215V214H113ZM116 215V214H115ZM117 215H118V212H117ZM52 216V217H53ZM83 216V217H84ZM100 216V215H99ZM123 216V215H122ZM156 216V215H155ZM174 216V217H175ZM213 216V215H212ZM211 216V217H212ZM48 217H49V215H48ZM47 217V218H48ZM64 217V216H63ZM65 217V218H66ZM70 217V216H69ZM79 217V216H78ZM82 217V218H83ZM86 217V219H88L87 218V216H85ZM94 217V216H93ZM101 217V216H100ZM107 217V216H106ZM118 217V216H117ZM120 217H121V215H120ZM127 217V216H126ZM59 218V217H58ZM62 218V217H61ZM61 218H59V219H56V221L57 220H60V222L62 221L61 220ZM82 218H80L81 220H82ZM129 218V217H128ZM53 219V218H52ZM52 219H50L49 220V224H51V222H52ZM67 219H70V218H67ZM79 219V218H78ZM79 219V220H80ZM86 219H85V223H86V225L87 224H89L90 222H92V221H94L93 219H92V221L89 219V223H87V221H86ZM101 219H103L102 217H101ZM101 219H99L100 221H101ZM132 219V218H131ZM42 220V219H41ZM40 220V221H41ZM45 220V219H44ZM54 220V219H53ZM74 220V219H73ZM79 220H76L75 222H77V223H79L78 221ZM96 221L98 220V219H95ZM98 220V221H99ZM126 220H128V221H131V220H129V219H126ZM134 220V219H133ZM43 221V220H42ZM41 221V222H42ZM51 221V222H50ZM100 221H99V224H102L103 223V221H101V223H100ZM122 221H124V219H122ZM126 222V223H129V222ZM210 221H211V219H210ZM39 222V221H38ZM40 222V223H41ZM45 221H43V223H44ZM48 222V221H47ZM59 222V223H60ZM81 222H83V221H80V223ZM194 222V224H191V223H193ZM46 223V222H45ZM58 222H57V224H59ZM66 223H68V221L66 222ZM69 223H71V222H69ZM76 223V224H77ZM85 223H83L84 224V226H86L85 225ZM95 223H97V222H92V224H94V225H96ZM124 223V222H123ZM130 223H132V222H130ZM135 223V222H134ZM47 224V223H46ZM45 224V225H46ZM52 224H53V222H52ZM56 224V222L53 224V228L50 230V227H49V229H48V227H46L48 230H50L51 231V235H53V236H55V235H59V236H55V238L57 237V239H59L58 237H60V236H62L60 233L62 232V229H60V227L58 226ZM65 224V223H64ZM63 224V225H64ZM75 224V223H74ZM74 224H73V226H74ZM82 224V225H83ZM98 224V223H97ZM104 224V223H103ZM155 224H157V223H155V219H154V217H153V215L151 214V213H147L146 214V216H144V219H143V222L136 228H134V230L133 229H131L130 227V229L129 230H127V231H129V232H127V234L126 235H128V237H127V239H126V244H125V246H124V248H127L128 250H129V253H130V255L133 257L134 256V259H136L135 260V263L136 264H162V262H161V258H160V256H159V254H154V253H156V252H150L149 254H147V256L145 257V258H143V259H141L139 256L141 255H139L137 252L139 251H142L141 250V248L144 246L145 247V243H148L149 245V247H153V246H151L152 244H153V241H155V242H157L158 244H159V246H158V253L160 252V251H162L161 249H163V251L162 252H164V248L163 247H165L166 245H167V242L169 241V239L168 238H166V232H164V230H162L161 228H158L160 225H159V223H158V227L155 225ZM211 224V223H210ZM37 225H40V224H36V226L35 227H37ZM41 225H43V224H41ZM56 225V226H55ZM78 225V224H77ZM80 225V224H79ZM78 225V227H80ZM90 225V224H89ZM89 225H87L88 226V228H87V226L85 227V228H82L83 230L84 229H86L87 228V230L90 228L89 227ZM124 225H126V224H124ZM131 225V224H130ZM183 225V224H182ZM203 225H202V227H203ZM47 226V225H46ZM52 226V225H51ZM83 226V227H84ZM97 226V225H96ZM101 226V225H100ZM134 226V225H133ZM136 226V225H135ZM179 226V225H178ZM41 227V226H40ZM45 227V226H44ZM77 227V226H76ZM106 227V226H105ZM131 227H132V225H131ZM181 227V226H180ZM184 227V226H183ZM183 227H181V228H183ZM194 228H195V226H193ZM193 227L192 228H190V229H192L193 230ZM42 228H43V226H42ZM93 228V227H92ZM95 228V227H94ZM97 228V227H96ZM98 228H99V226H98ZM197 228L198 227H196L195 229L197 230ZM204 228V227H203ZM206 228H208V227H206ZM33 229V228H32ZM44 229V228H43ZM64 229H66V228H64ZM63 229V230H64ZM82 229H80V233H81V230ZM101 229V228H100ZM174 229V228H173ZM39 230V229H38ZM45 230V229H44ZM48 230H46V232H47V234L50 232H48ZM77 230H79V228H77ZM83 230H82V233L80 234V235H82V234H84V235H82L81 237H85L87 240L85 241L86 242V244H87V249H88V252H89V254L88 255H86V253H85V255H82V254H80V255H82L83 256V258H84V256H86V257H88L90 254V256H92V254L93 255H95L97 252H99L98 251V247H101V248H99V250L100 249H102V250H104L105 248L104 247H102V246H100V245H102V244H100V245H97V244H99V241L97 240V239H99V238H97V239H93L92 237H89L90 235L88 234V232H87V230H86V232L84 231V233H83ZM90 230H92L93 232H94V230L95 229H90ZM125 230H126V227H125ZM130 230H133L132 232L130 231ZM136 230H138V233L136 232ZM171 229H169L168 231L171 233V231H170ZM182 230V229H181ZM184 230V229H183ZM190 231V232H192L193 234H195V232H196V230H193V231ZM65 231V230H64ZM63 231V232H64ZM167 231V232H168ZM199 231V230H198ZM34 232H36L35 230H34ZM71 232H72V234L74 233V231H72L71 230ZM90 232V231H89ZM101 232L103 233L102 235H105V233H107V232H105V231H100L99 233L101 234ZM105 232V233H104ZM181 231H180V228H178V227H176L175 229H174V231H173V237H174V240L175 241H177L176 239H178V238H181L182 237V235H181V237H179L180 236V233ZM187 232H189V229L187 230ZM37 233H38V231H37ZM41 233H43V231L41 232ZM66 232H64V233H62V234H64L63 236H64V238L66 237L65 234ZM87 233V234H86ZM98 233V231L96 230V233L94 234L95 235V237H96V235H98L99 234ZM122 233V232H121ZM126 233V232H125ZM165 233V234H164ZM199 233V232H198ZM31 235H33V233L31 232L30 233ZM36 234V233H35ZM46 234V233H45ZM44 234V235H45ZM92 234V235H93ZM123 235H124V233H122ZM133 234V235H132ZM168 234V233H167ZM183 234V233H182ZM37 235V234H36ZM49 235V234H48ZM51 235H49V237H53V236H51ZM75 235V234H74ZM89 235V236H88ZM93 235V236H94ZM134 235H136V236H134ZM189 235H191L190 233H189ZM198 235L199 234H197L196 233V237H198ZM30 236V235H29ZM39 235H37V237H38ZM43 236V235H42ZM68 236V235H67ZM73 236V235H72ZM101 236V235H100ZM171 236V237H172ZM34 237V236H33ZM40 237H41V235H40ZM46 237V236H45ZM97 237H99V236H97ZM105 237V236H104ZM124 237V236H123ZM123 237H122V239H123ZM172 237V238H173ZM193 238H195L194 236H192ZM32 238V237H31ZM31 238H30V240H31ZM43 238V237H42ZM48 238V237H47ZM64 238H60L59 240L61 241L62 239H64ZM75 238H76V236H75ZM75 238H73L72 237V239H75ZM85 238H84V240H85ZM124 238H126V237H124ZM142 238V239H141ZM33 239V238H32ZM34 239H35V237H34ZM49 239V238H48ZM66 239V238H65ZM182 239H184V236H183V238ZM29 240V241H30ZM39 240H43V239H39ZM55 239H52V240H48L49 242H47L46 240H44L48 245H50L51 247H46V248H48L47 249V254L46 255H48L49 256V260H45L44 258L46 257V255H45V257L43 258L44 259V261H41L39 258L41 257V255L39 254V255H37L38 256V259L36 260V261H38V260H40V261H38L36 264H59L58 263V261H59V259H56L57 258V255H58V252H57V248H59V244H58V242L56 243V245L58 244V247L57 248H55V241H54ZM68 239H66V241H67ZM82 240H83V238H82ZM104 240V239H103ZM167 240V241H166ZM170 240H171V238H170ZM181 242L183 241V240H181V239H179ZM187 240V239H186ZM32 241V240H31ZM31 241L29 242V243H31ZM36 241V240H35ZM34 241V242H35ZM60 241H59V243H60ZM73 241V240H72ZM74 241H76L75 243H77V244H79L78 242H79V240H78V242H77V240H74ZM105 241V240H104ZM172 241H173V239H172ZM185 241V240H184ZM24 243H25V241H23ZM28 242V241H27ZM33 242V241H32ZM65 242V241H64ZM68 242H71V240H68ZM101 242V241H100ZM154 242V245H156V243ZM23 243V245H25ZM41 243H42V241H41ZM45 243V244H46ZM72 243H74V242H72ZM71 243V244H72ZM177 243V242H176ZM3 244V243H2ZM31 244H33V243H31ZM36 244H37V242H36ZM46 244V245H47ZM70 244V243H69ZM77 244H74V245H77ZM81 244V243H80ZM157 244V245H158ZM170 244V243H169ZM168 244V245H169ZM22 245V244H21ZM27 245V244H26ZM34 245V244H33ZM42 245V244H41ZM60 245L62 246V244L60 243ZM16 247H19V246H17V245H15ZM97 246V247H96ZM171 246H173V248L174 249H172V248H169L170 250H172V252L173 251H175L176 253H179L177 250H178V247H176V244L175 243H173V244H171ZM9 247H11V246H9ZM21 247V246H20ZM23 247V246H22ZM28 247V246H27ZM42 248L44 247V243H43V246H41ZM119 247H120V244H119ZM123 247V246H122ZM170 247V246H169ZM2 248V247H1ZM5 248V247H4ZM11 248H13V247H11ZM45 248V247H44ZM45 248V249H46ZM61 248V247H60ZM121 248V247H120ZM124 248H122V249H124ZM10 249V248H9ZM20 249V248H19ZM35 249V248H34ZM45 249H44V251H45ZM82 249V247L80 246V250ZM159 249H160V251H159ZM168 249V248H167ZM168 249V250H169ZM1 250V249H0ZM2 250H3V248H2ZM21 250V249H20ZM19 250V251H20ZM42 250V249H41ZM59 250V249H58ZM61 250V249H60ZM128 250H126L125 249V251H128ZM169 250V251H170ZM9 250H7V252H8ZM18 251V249H16V252ZM21 251H25V246H24V250H21ZM33 252L35 251V250H32ZM85 251V250H84ZM101 251V250H100ZM137 251V252H136ZM150 251V250H149ZM165 251H166V249H165ZM6 252V250L4 251V253ZM81 253H83L82 251H80ZM107 252V251H106ZM105 252V253H106ZM171 252V251H170ZM1 253H3V251L1 252ZM9 253V252H8ZM21 253H23V252H21ZM20 253V254H21ZM30 253V252H29ZM100 253V252H99ZM104 253V252H103ZM11 254V253H10ZM18 254H19V252H18ZM32 254V252L30 253V255ZM69 254H71L70 252H69ZM84 254V253H83ZM101 254V253H100ZM99 254V255H100ZM13 255V254H12ZM16 255H17V253H16ZM16 255H15V257H16ZM22 255V254H21ZM25 255V254H24ZM32 255H35V253H33ZM60 255V254H59ZM68 255V254H67ZM66 255V256H67ZM76 255V254H75ZM97 255H98V253H97ZM96 255V256H97ZM104 255V254H103ZM106 255H107V257L109 256L108 254H105L104 256H105V258H107L106 257ZM0 256H1V254H0ZM3 256V255H2ZM10 256V255H9ZM14 256V255H13ZM40 256V257H39ZM65 256V257H66ZM69 256H71V255H69ZM74 256V253H73V255H72V257H69V258H71V260H72V258H74L73 257ZM82 256H77L78 258L79 257H82ZM100 256H102V254L100 255ZM19 257V256H18ZM21 257H23V256H21ZM42 257H43V255H42ZM41 257V258H42ZM77 257H76V260H77ZM10 258H12V257H10ZM9 258V259H10ZM14 258V257H13ZM33 258H35V256H33ZM47 258V257H46ZM58 258H60V257H58ZM97 258V257H96ZM98 258H101V257H98ZM14 259H18L17 257L16 258H14ZM42 259V260H43ZM48 259V258H47ZM102 259V258H101ZM101 259L99 260V261H101ZM109 259V258H108ZM107 259V260H108ZM33 260V259H32ZM58 260V261H57ZM66 260H68V258L66 257ZM66 260H64V263L63 264H66ZM76 260H74V262H76ZM79 260V259H78ZM78 260H77V262H78ZM84 260V259H83ZM82 260V258H81V260H79V261H82V263L84 262ZM104 260V259H103ZM106 260V261H107ZM31 261V260H30ZM35 261V262H36ZM66 261V262H65ZM17 262V261H16ZM27 262H29L28 260H27ZM68 262H69V264H71L72 263V261H69L68 260ZM71 262V263H70ZM73 262V263H74ZM85 262H86V260H85ZM62 263V262H61ZM0 264H9V261H8V259L7 258H4V257H0ZM11 264V263H10ZM14 264V263H13ZM23 264V263H22ZM27 264H30V262L29 263H27ZM31 264H32V262H31ZM68 264V263H67ZM75 264H77V263H75ZM79 264H81V263H79ZM84 264V263H83Z\"/></svg>",
  "mask_w": 264,
  "mask_h": 264
}]
</instances>
